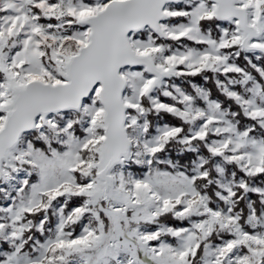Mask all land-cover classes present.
<instances>
[{"label": "snow or ice", "instance_id": "obj_1", "mask_svg": "<svg viewBox=\"0 0 264 264\" xmlns=\"http://www.w3.org/2000/svg\"><path fill=\"white\" fill-rule=\"evenodd\" d=\"M0 264H264V0H0Z\"/></svg>", "mask_w": 264, "mask_h": 264}]
</instances>
